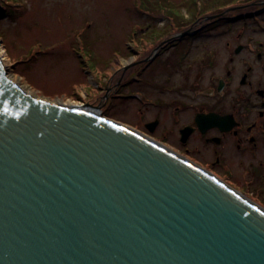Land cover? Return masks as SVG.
I'll list each match as a JSON object with an SVG mask.
<instances>
[{
	"label": "water",
	"instance_id": "water-1",
	"mask_svg": "<svg viewBox=\"0 0 264 264\" xmlns=\"http://www.w3.org/2000/svg\"><path fill=\"white\" fill-rule=\"evenodd\" d=\"M0 264H264V209L122 122L30 95L0 54Z\"/></svg>",
	"mask_w": 264,
	"mask_h": 264
},
{
	"label": "rangeland",
	"instance_id": "rangeland-1",
	"mask_svg": "<svg viewBox=\"0 0 264 264\" xmlns=\"http://www.w3.org/2000/svg\"><path fill=\"white\" fill-rule=\"evenodd\" d=\"M263 1L213 0L210 5V0H0L1 58L8 76L30 95L53 103H81L90 109L104 99L102 116L164 143L158 134L146 130L145 122L160 113L165 124L176 126L173 105L180 100L230 106L231 94H237L235 86L224 97L219 92L211 96L206 93L215 85L210 76L224 72L231 53L237 66L245 56L233 51L238 42L235 34L246 24L238 16L249 11L253 16L247 32L254 42L264 41V10L256 11ZM211 13L233 16L232 24L212 23L199 36L181 38L177 46L167 42L153 63L144 60L162 39L182 35L189 22L181 21ZM206 51L216 62L208 70L197 61ZM259 51L264 53V48ZM181 56L182 61L174 64L172 59ZM121 69L125 83L118 85ZM197 69L204 70L200 80ZM255 74L257 79L264 78V61L257 62ZM137 75L140 80L133 78ZM152 100L164 102L165 107L160 110L149 103ZM191 112L183 115L184 120ZM237 159L230 158L235 168ZM237 170V178H243V169ZM258 187L264 195V177ZM251 195L264 205L263 195Z\"/></svg>",
	"mask_w": 264,
	"mask_h": 264
},
{
	"label": "flooded vegetation",
	"instance_id": "flooded-vegetation-1",
	"mask_svg": "<svg viewBox=\"0 0 264 264\" xmlns=\"http://www.w3.org/2000/svg\"><path fill=\"white\" fill-rule=\"evenodd\" d=\"M210 1L211 5L213 0ZM261 10H264V6L256 11ZM217 14L198 15L199 17H194L189 21H181L180 24L189 22V25L186 26L187 30H182L183 33H187L185 37L177 35V37L162 39L159 41L161 46L157 54L153 56L152 53L146 56L144 60L147 63H153L159 57L157 55L160 49L167 42L172 46H177V43H181L187 37L199 36L208 30L212 23L230 22L229 25L232 24L231 18L233 16L217 17ZM252 16L247 11L237 17L239 20L244 18L243 21L246 23L235 34V40L238 42L233 51L235 54L245 55L241 57L240 66L235 64V55L231 53L228 57L229 65L226 64L224 72L211 74L210 77L214 79L215 85L206 92L211 96L215 92H219L222 93L220 97H224L233 84L237 94H231L230 106L216 108L217 106H214L209 100H204L199 105L190 100L188 104L180 100L178 105H173L174 124L176 126L165 124L159 113V115H154L153 118L145 122V128L151 135L158 134L163 139L164 143L158 140L159 143L216 176L264 209V205H260L251 195H263V190L258 187V184L260 179L264 177V78L257 79V74H255L257 62L264 61V53L259 51V49L264 48V41L254 42V38L247 32L249 29L248 19ZM181 38L183 39L181 40ZM231 58L233 59L230 61ZM172 61L174 64L177 61H182V56L175 57ZM197 61L204 63L205 66L203 67L207 70L216 66L213 54L208 51ZM122 71L121 69L118 85L125 83ZM195 72L196 77L200 80L204 70L197 69ZM139 77L138 75L133 76L136 80H140ZM157 102L159 104H154V100L149 101L151 105H156L162 110L165 107L164 102ZM188 110H192L191 116L184 120L183 115ZM234 156L238 158L236 161L237 168L230 161V158ZM238 167L242 168L243 174H245L240 179L237 178ZM236 184L243 187L239 188Z\"/></svg>",
	"mask_w": 264,
	"mask_h": 264
},
{
	"label": "bare ground",
	"instance_id": "bare-ground-1",
	"mask_svg": "<svg viewBox=\"0 0 264 264\" xmlns=\"http://www.w3.org/2000/svg\"><path fill=\"white\" fill-rule=\"evenodd\" d=\"M188 38V37H187ZM1 54V53H0ZM5 63V62H4ZM12 79V78H11ZM14 81V80H13ZM16 82V81H14ZM18 83V82H16ZM19 84V83H18ZM25 92L29 93V91L27 89H25L24 87H21ZM56 104H60V105H63V106H67V107H73V106H76V107H83V105L81 103H74V102H70V101H57ZM143 134V133H142ZM144 136H147L146 134H143ZM238 192V191H237Z\"/></svg>",
	"mask_w": 264,
	"mask_h": 264
},
{
	"label": "trees",
	"instance_id": "trees-1",
	"mask_svg": "<svg viewBox=\"0 0 264 264\" xmlns=\"http://www.w3.org/2000/svg\"><path fill=\"white\" fill-rule=\"evenodd\" d=\"M105 114H106V115H109V113H108L107 111H105Z\"/></svg>",
	"mask_w": 264,
	"mask_h": 264
}]
</instances>
